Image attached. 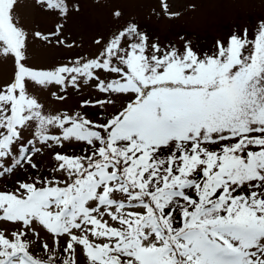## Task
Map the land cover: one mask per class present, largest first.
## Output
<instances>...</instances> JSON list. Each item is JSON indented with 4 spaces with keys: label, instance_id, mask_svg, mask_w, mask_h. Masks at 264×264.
<instances>
[{
    "label": "snow or ice",
    "instance_id": "snow-or-ice-1",
    "mask_svg": "<svg viewBox=\"0 0 264 264\" xmlns=\"http://www.w3.org/2000/svg\"><path fill=\"white\" fill-rule=\"evenodd\" d=\"M37 3L67 14L66 0ZM15 4L0 0V56L16 68L0 85V177L45 150L54 165L0 191V221L18 226L0 232V264H264V19L208 51L161 48L128 21L93 57L43 69L24 62ZM61 29L34 35L62 44ZM53 86L56 101L97 95L53 112L30 91ZM73 142L81 154L55 151Z\"/></svg>",
    "mask_w": 264,
    "mask_h": 264
},
{
    "label": "rangeland",
    "instance_id": "rangeland-1",
    "mask_svg": "<svg viewBox=\"0 0 264 264\" xmlns=\"http://www.w3.org/2000/svg\"><path fill=\"white\" fill-rule=\"evenodd\" d=\"M162 4H167L168 12L178 15H167ZM66 5L67 14L61 15L45 9L37 0H16L14 22L27 34L26 66L51 69L79 57L91 58L99 50L94 41L107 39L128 21L137 23L141 30L148 33L150 41L158 42L161 48L167 45L181 47L184 43L181 37H184L197 50L208 51L216 40L244 28H248L249 36L253 38L258 22L264 19V0H66ZM117 11L121 14L119 18L114 16ZM57 25H62L58 38L65 43H57V37H52L51 42H47L34 35L36 32L47 35L55 31ZM15 71L14 58L0 56V85L9 83ZM30 91H35L53 112L69 113L80 110L82 99L97 95L94 90L87 88L79 92L68 88L66 93H59L66 98L56 101L50 96V92H58L57 87L38 91L30 87ZM84 111L90 118H95L96 109L88 108ZM82 147L83 145L75 142L65 143L62 149L57 148L55 151L79 155ZM52 154L45 150L34 157L36 170L29 167L0 177V191H13L17 181L26 177L51 176L54 165ZM17 227L0 221V232L9 234ZM45 239L49 244L52 243L50 236L41 233V242ZM31 251L41 258L45 257L35 241ZM78 259L79 264H87L82 253Z\"/></svg>",
    "mask_w": 264,
    "mask_h": 264
},
{
    "label": "trees",
    "instance_id": "trees-1",
    "mask_svg": "<svg viewBox=\"0 0 264 264\" xmlns=\"http://www.w3.org/2000/svg\"><path fill=\"white\" fill-rule=\"evenodd\" d=\"M162 2H163V0H162ZM162 5H164V4H162ZM205 51H207V50H205Z\"/></svg>",
    "mask_w": 264,
    "mask_h": 264
}]
</instances>
